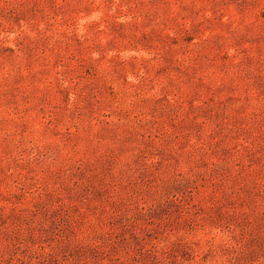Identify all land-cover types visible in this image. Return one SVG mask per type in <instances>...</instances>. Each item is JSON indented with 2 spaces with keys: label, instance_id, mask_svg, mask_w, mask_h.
<instances>
[{
  "label": "rangeland",
  "instance_id": "374dc122",
  "mask_svg": "<svg viewBox=\"0 0 264 264\" xmlns=\"http://www.w3.org/2000/svg\"><path fill=\"white\" fill-rule=\"evenodd\" d=\"M0 264H264V0H0Z\"/></svg>",
  "mask_w": 264,
  "mask_h": 264
}]
</instances>
